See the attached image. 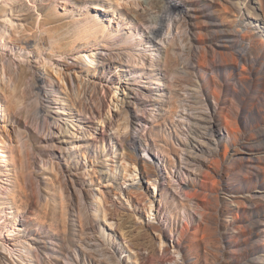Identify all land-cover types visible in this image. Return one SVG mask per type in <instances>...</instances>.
Segmentation results:
<instances>
[{"label": "rangeland", "instance_id": "374dc122", "mask_svg": "<svg viewBox=\"0 0 264 264\" xmlns=\"http://www.w3.org/2000/svg\"><path fill=\"white\" fill-rule=\"evenodd\" d=\"M172 1L184 7V14L174 30L166 23L163 42L151 40L145 25L158 15L163 0H22L20 7L7 6L14 10L8 18L34 32L40 23L42 31L51 27L44 24L48 15L66 25L55 40L31 39L35 48L27 52L11 51L9 40L0 48L21 61L27 74L29 67L36 70L46 96L40 124L16 122L2 93L12 84L5 77L0 83V264H92V257L103 262L96 264H161L165 249L164 264H226L224 256H239L226 255L223 244L206 242L204 216L217 205L219 234L227 235L233 223L228 244L235 245L244 239L240 226L254 210H264V0H206L225 32L221 42L236 51L232 63L238 67L223 103L221 78L206 65L225 54L208 46L209 26L195 15L194 0ZM235 20L249 31L235 32ZM83 24L98 35L78 40ZM247 60L257 81L251 89H239L240 62ZM30 80L25 77L23 83ZM245 90L256 93L263 115H239L233 93L243 100ZM208 119L212 143L205 137ZM130 137L136 139V165L125 160L122 148ZM191 143L200 151L189 153ZM19 152L34 157L42 187L32 215L22 202L16 210L9 199L17 187L13 158ZM248 164L254 188L223 190ZM188 181L195 191L186 189ZM137 186L147 198L135 209ZM52 206L58 222L41 225L40 217ZM35 230L42 245L34 242ZM180 238L182 250L176 247ZM255 239L261 258L256 264H264V219Z\"/></svg>", "mask_w": 264, "mask_h": 264}, {"label": "bare ground", "instance_id": "6f19581e", "mask_svg": "<svg viewBox=\"0 0 264 264\" xmlns=\"http://www.w3.org/2000/svg\"><path fill=\"white\" fill-rule=\"evenodd\" d=\"M78 1H83V0H78ZM20 2H22V0H2L0 6V48L2 49L7 48L8 46L7 44H9V41H11L9 46L11 51H13L12 50L13 47V49L18 48L20 52H27L30 49L35 48L31 43V39L40 42H45L47 40L50 41L55 40L56 38L55 36L58 35V32L61 29H63L66 24L60 23L62 20H56L54 16L51 15L46 16V19L44 20V24L51 25V27L48 30L42 31L43 24L40 23L38 29L39 32L37 31L34 32L33 30H31V27L30 29H27L25 27L23 28L22 26L16 24V22H14L12 18H8L9 14L14 10L12 8L7 9V6H13L14 8H16V6L20 7L22 6ZM193 5L195 10V15L198 16V18H201L203 20L202 22H204L209 26V34L207 35L208 46H213L215 47V49L219 48L220 50L219 52H222L223 55L225 54V56H222V58L220 57V60L216 59V61L208 62V64L206 65V69L208 70L212 69V71L216 72V74L221 78V84L218 90V95L219 98H221V103H223L225 97L229 95L228 88H229V82L231 80L230 75L233 73L236 67H238L237 65H234L232 63L236 51L234 52L233 50H230L228 46H226L224 43L221 42L222 40L225 39V35H224L225 32L219 29L218 22L214 19L215 16H214V12L211 9V5L207 3L206 0H194ZM157 12L158 15L156 17L153 16L148 20H146L145 25H146V29L148 30V34L151 37V40L153 41L159 40L160 42H163L164 41L163 38L166 34L164 33V27L166 23L168 22L169 28H171L172 26L174 30L175 27H177L178 23L181 22L182 16L184 14V7L179 6L177 3H175L172 0H167V1L163 0V4L158 8ZM138 18L139 16L136 15V19ZM2 19H4L3 22L1 21ZM232 23L234 24L232 27L237 33H239L240 29H243L246 32L249 31V26L245 25L243 22L235 20ZM94 30L96 29H93L92 26H89L87 24L80 25L79 26L80 33L79 36L77 37L78 40L86 38L88 35H93L95 37L98 34L96 32L93 34ZM44 34H46L48 37L47 38L44 36L42 37V35ZM7 40L9 41L6 44ZM58 45H57V49H59ZM262 45L264 46V42L262 43ZM53 49L55 48H53L52 46L51 50L54 51ZM35 52L31 51L28 53H35ZM40 52L42 51L40 50ZM248 62L249 60H247V62L244 63L240 62L241 78L237 85L239 89H244L243 86L246 85L251 89L252 81L254 82L257 81L255 79L252 80V77L250 76L252 75V67L248 65ZM63 65L68 66L67 63ZM22 66L23 64L21 61H16L9 54L0 51V83H3L5 77L7 79V83L12 84L10 86L11 88L6 84L5 91L4 88H2L4 91L2 93L4 94L7 100L6 106H7L8 114L14 115V119L16 120V122L27 120L28 122H32V123L35 122V124H38L41 120V110L44 107V102L46 101L45 99L46 96L41 94L40 86H38L39 84L38 81L42 79L40 75H38L36 70H34L32 67H29V65H28L29 67L28 74L25 71L26 69H23ZM200 71L204 72L205 69L200 68ZM29 76L31 77V80L26 84L23 83V79L25 77L28 79ZM23 85H25V88L22 91L21 88ZM255 94L256 93L253 91H251L250 93L247 90H245L244 99L242 100L239 93L234 91L233 97L235 98V102H236L235 107L238 110L239 115L246 112L248 114L251 111L257 113L256 116L258 117L260 115H263L262 110L257 109L258 103H256L255 101ZM232 116L234 117L233 114ZM249 117H252V112ZM237 118H239L238 115L236 116V119ZM253 119H255V117H253ZM208 120H209L207 126L208 135H206L205 137L208 138L212 143V140L210 139L211 138L210 135L214 136V130H213L214 127L212 126L213 123L211 119ZM194 131L198 134L200 133L199 128H197L196 126ZM122 148L124 151L125 160L129 164L136 165L140 161L136 154L138 149L136 146V139L134 137H130L126 139L122 144ZM200 148L201 147L198 146V144L196 145V143L195 144L191 143L188 150L189 153L195 154L197 153L198 150L200 151ZM21 154L19 152L15 154V157L13 158L15 160V166H16L15 181L17 183V187L15 191H12L9 199H11L12 205L16 208V210H20L22 206L19 203L22 202L24 205V208L22 209L32 215L35 212L34 208H36L37 204L40 205L39 197L40 194L42 193V187L41 184L37 181L34 174V166L36 164L34 157L30 156V153H26L25 155H21ZM145 162L146 165L149 166V167L147 166L148 168L151 169L155 168V166L151 164L149 161H145ZM190 163L191 161L188 162V164ZM250 166L251 164H248L247 167L244 166V168H241L239 171L234 172L232 177L229 178L226 181V183L223 185V190L226 189L229 191V193H237L239 192V190H245L247 193H249L254 188L253 173L250 172ZM148 172L151 171L148 170ZM185 187L186 189L192 191L193 190L195 191L196 189L195 185L190 181L186 183ZM135 190L136 192L133 191L135 192L133 193L135 198L134 199L132 198V206L135 207L136 209V207L138 208V206L143 205L142 203L146 201L147 196L142 193L141 186H137ZM129 197H131V195ZM204 217H205L204 222L206 225V229H205L206 242L210 244L215 242L216 244L219 243L225 245L224 249L226 255L227 254L233 255L236 253L239 254V256L235 258H232V256L229 257L224 256L222 260L225 261L226 264H256L261 260V258L259 257V246L257 245V240L255 239V236L256 233L258 232V225L264 219V210L262 211L254 210L253 216L249 220H246L245 223H243L240 226L245 230V234H243L242 236V238L244 239H242L235 245L228 244V241L230 239L229 237L232 235L234 229L236 228V226L233 223H230L228 225L227 235L219 234V227H218L219 213H218L217 205L213 204V206L206 212ZM48 219H50L53 223L58 222L55 217V211L53 209V206L43 212V216L40 217L39 221L41 225H43V224H47L45 220ZM60 220L63 222L62 218ZM53 223L50 224L51 228L55 226ZM67 226H68L67 231L71 233L74 229L73 223L69 222ZM149 229L158 232L161 235L164 234L158 225L149 224ZM31 235L34 238V242L36 245L38 244L42 245L40 244L41 234L37 230L33 231ZM40 247L41 250L39 251L45 252V250L43 249L44 246H40ZM176 247L177 249L182 250L184 248V239L180 238L176 243ZM241 252H244V254H242ZM167 254H168V250L165 249L162 257L160 256L161 259L159 261L161 264H164V261L167 260L166 259L168 256ZM220 254H222V252ZM86 255L88 257H91L88 253ZM91 260H92L91 261L92 264L103 263L102 261L96 259L95 257H92Z\"/></svg>", "mask_w": 264, "mask_h": 264}]
</instances>
